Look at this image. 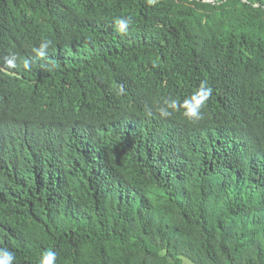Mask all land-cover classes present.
Instances as JSON below:
<instances>
[{"label":"trees","instance_id":"trees-1","mask_svg":"<svg viewBox=\"0 0 264 264\" xmlns=\"http://www.w3.org/2000/svg\"><path fill=\"white\" fill-rule=\"evenodd\" d=\"M0 264H264V0H0Z\"/></svg>","mask_w":264,"mask_h":264},{"label":"clouds","instance_id":"clouds-1","mask_svg":"<svg viewBox=\"0 0 264 264\" xmlns=\"http://www.w3.org/2000/svg\"><path fill=\"white\" fill-rule=\"evenodd\" d=\"M9 255H10V254H9ZM53 255H54V254L49 253V254H48L49 259H51V258L53 257Z\"/></svg>","mask_w":264,"mask_h":264}]
</instances>
